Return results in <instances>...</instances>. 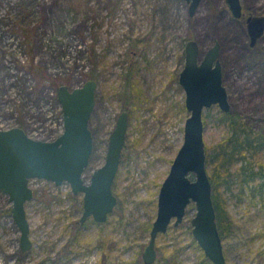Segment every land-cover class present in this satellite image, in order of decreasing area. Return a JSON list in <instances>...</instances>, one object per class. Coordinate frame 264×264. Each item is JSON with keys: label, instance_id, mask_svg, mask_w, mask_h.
<instances>
[{"label": "rangeland", "instance_id": "rangeland-1", "mask_svg": "<svg viewBox=\"0 0 264 264\" xmlns=\"http://www.w3.org/2000/svg\"><path fill=\"white\" fill-rule=\"evenodd\" d=\"M240 1L243 14L235 17L226 0H200L191 14L186 0H0V128L22 124L34 137L55 139L63 130L58 87L77 88L94 79L93 151L84 177L89 181L105 161L118 116L129 113L113 184L114 213L104 223L87 220L81 228L76 221L82 197L69 184L57 188L32 180L34 197L25 210L33 246L22 252L12 203L0 191V264L45 258L57 264H144L160 185L183 144L190 115L178 79L185 41L196 39L202 51L220 45L230 111L264 132V33L252 45L246 22L264 15V0ZM127 73L134 89L126 88ZM216 108L204 110L206 145L226 133ZM246 203L227 201L233 227L223 239L225 264H264V211L247 210ZM195 213L191 202L179 225L172 221L158 234L153 264H212L193 238Z\"/></svg>", "mask_w": 264, "mask_h": 264}, {"label": "water", "instance_id": "water-1", "mask_svg": "<svg viewBox=\"0 0 264 264\" xmlns=\"http://www.w3.org/2000/svg\"><path fill=\"white\" fill-rule=\"evenodd\" d=\"M199 1L186 0L191 4L190 14ZM226 2L233 16H242L240 0ZM247 22L254 45L257 37L264 33V15L250 16ZM184 46L185 62L178 79L185 90V108L190 115L185 119L183 144L160 185L156 219L151 224L142 262H156L155 239L158 234L165 233L172 221L179 225L184 220L188 205L193 202L196 206V213L190 221L193 238L212 264H225L223 240L216 223L212 184L206 167L203 120L206 107L217 105L224 112L230 111L218 59L220 45L215 43L203 53L195 39L188 40ZM96 88L94 79H87L77 88L65 84L58 87L56 95L62 107L64 132L55 140L31 139L23 128L16 126L0 129V190L12 203L10 211L20 231L22 252L31 250L33 246L25 210L26 202L34 197L29 182L31 179L52 182L55 186L68 183L75 195H82V221L92 216L94 221L104 223L114 213L118 199L113 183L120 168L129 115L127 111H121L110 133L105 161L87 181L84 177L93 151L89 121L96 106Z\"/></svg>", "mask_w": 264, "mask_h": 264}, {"label": "trees", "instance_id": "trees-1", "mask_svg": "<svg viewBox=\"0 0 264 264\" xmlns=\"http://www.w3.org/2000/svg\"><path fill=\"white\" fill-rule=\"evenodd\" d=\"M132 76L127 73L124 77L126 88L128 84L133 86ZM126 88L124 92L127 95ZM131 99L127 96L126 102ZM216 109V120L225 127L226 133L217 144L206 145V167L212 184L216 223L223 240L231 234L233 227L227 214L228 199H235L240 205L246 200L247 210L258 206L264 211V132L248 125L240 114L224 112L218 106ZM203 120L206 127L207 116H203ZM37 264L52 263L45 258Z\"/></svg>", "mask_w": 264, "mask_h": 264}, {"label": "flooded vegetation", "instance_id": "flooded-vegetation-1", "mask_svg": "<svg viewBox=\"0 0 264 264\" xmlns=\"http://www.w3.org/2000/svg\"><path fill=\"white\" fill-rule=\"evenodd\" d=\"M255 16H257V15H255ZM259 16V15H258ZM247 22V21H246ZM247 25H248V22H247ZM263 35V34H262ZM262 35H260V36H258L257 37V39L258 38H260ZM256 39V40H257ZM196 40V39H195ZM188 41V40H187ZM187 41H185V43L187 42ZM196 42H197V40H196ZM197 44H198V42H197ZM215 44V43H214ZM185 45V44H184ZM198 46H199V44H198ZM200 47V46H199ZM185 48V47H184ZM200 51H201V53H203L205 50H201V48H200ZM219 59V58H218ZM128 113V112H127ZM128 115H129V113H128ZM129 118V117H128ZM14 126H16V127H20V128H23V130L26 132V134L28 135V137H30L31 139H34V140H36V139H38V140H43V141H52V139H42V138H40V137H38L37 135H36V137H34V136H32V134H31V131L29 130V128H27L26 127V125L25 126H22V124L21 125H18V124H14L13 126H8V127H2V128H0V129H2V130H4V129H9V128H13ZM63 130H64V128H63ZM63 130H62V132H63ZM62 132L60 133V134H62ZM60 134H58V136L60 135ZM57 136V137H58ZM57 137H55V139L57 138ZM54 140V139H53ZM123 152V151H122ZM122 156V155H121ZM121 160H122V158H121ZM116 179V178H115ZM32 180H37V179H31L29 182H31V185H32ZM38 180H41V179H38ZM115 181V180H114ZM64 184V183H63ZM114 184V183H113ZM61 186V185H60ZM60 186H56L57 188L58 187H60ZM1 191V190H0ZM72 194L75 196V194L72 192ZM77 195H80L81 197H82V195L81 194H77ZM82 203H83V200H82ZM116 207V206H115ZM82 211H83V208H82ZM115 211V210H114ZM84 212V211H83ZM83 212H82V215L79 217V219H78V221H76L77 222V225L78 226H80L81 228H83V226H85L86 225V221L87 220H92V221H94V218L92 217V216H87L85 219H83V221L81 220L82 219V216H83ZM109 217H110V215H109ZM108 217V218H109ZM107 218V219H108ZM96 222V221H95ZM80 234V233H79ZM79 234H78V236H79ZM78 236H77V238H78ZM156 248V247H155ZM21 250V249H20ZM50 263H52V264H57V259H53V260H50Z\"/></svg>", "mask_w": 264, "mask_h": 264}, {"label": "bare ground", "instance_id": "bare-ground-1", "mask_svg": "<svg viewBox=\"0 0 264 264\" xmlns=\"http://www.w3.org/2000/svg\"><path fill=\"white\" fill-rule=\"evenodd\" d=\"M228 3V2H227Z\"/></svg>", "mask_w": 264, "mask_h": 264}]
</instances>
